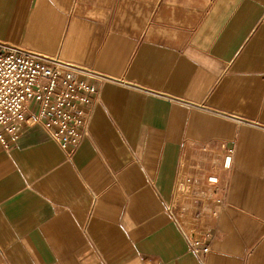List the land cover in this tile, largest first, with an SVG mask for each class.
I'll return each instance as SVG.
<instances>
[{
	"label": "crops",
	"instance_id": "crops-1",
	"mask_svg": "<svg viewBox=\"0 0 264 264\" xmlns=\"http://www.w3.org/2000/svg\"><path fill=\"white\" fill-rule=\"evenodd\" d=\"M0 41L110 78L73 150L0 139V264H264V0H0Z\"/></svg>",
	"mask_w": 264,
	"mask_h": 264
},
{
	"label": "built area",
	"instance_id": "built-area-1",
	"mask_svg": "<svg viewBox=\"0 0 264 264\" xmlns=\"http://www.w3.org/2000/svg\"><path fill=\"white\" fill-rule=\"evenodd\" d=\"M109 80L60 57L0 41L1 141L8 146L6 136L13 140L23 124L40 123L63 149L73 150L87 130L98 85Z\"/></svg>",
	"mask_w": 264,
	"mask_h": 264
},
{
	"label": "rangeland",
	"instance_id": "rangeland-1",
	"mask_svg": "<svg viewBox=\"0 0 264 264\" xmlns=\"http://www.w3.org/2000/svg\"><path fill=\"white\" fill-rule=\"evenodd\" d=\"M203 157H204V159H205V157H206V154H202V155H200V156H198V160L195 162V163H197V166L198 165H202L201 164V162H203ZM197 158V157H196ZM200 160V161H199ZM193 181H196L195 179H193ZM189 188H191V187H189ZM194 189V188H193ZM192 194V193H191ZM193 195H190V196H188L187 197V199L186 200H184V204L187 202V201H191L190 200V197H192ZM184 199V198H183ZM194 203V202H193ZM192 202H190V205L189 206H194V204H193ZM185 208H186V206H185ZM185 208H184V212L181 214V221H182V223H183V225H184V227H186L187 229H191L192 227H193V225L194 224H196V223H198L199 221H196L195 219H194V217L192 216V215H190L189 213H187V214H189L188 216H185V214H186V212H185ZM197 219V218H196Z\"/></svg>",
	"mask_w": 264,
	"mask_h": 264
}]
</instances>
